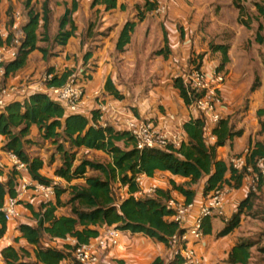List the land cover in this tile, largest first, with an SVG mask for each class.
<instances>
[{
    "label": "trees",
    "instance_id": "trees-1",
    "mask_svg": "<svg viewBox=\"0 0 264 264\" xmlns=\"http://www.w3.org/2000/svg\"><path fill=\"white\" fill-rule=\"evenodd\" d=\"M30 1L25 0L27 10V23L22 27V38L16 47V56L3 66V76L14 73L21 69L29 53L46 50L37 47L38 38V15L30 8ZM144 1V0H143ZM238 10V22H241L243 12L242 3L245 0H230ZM117 0H92L90 8L102 6L105 11L116 7ZM256 11L264 23V7L255 4ZM76 9L73 3L71 10H67L59 19V27L51 42L64 46L73 35L74 25L71 19L72 12ZM153 4L144 1L143 10L137 14L141 21L144 12H151ZM46 30V14L43 16ZM242 23V22H241ZM248 28V23H243ZM92 25H89V27ZM135 27L134 22H127L120 32L116 43V50L121 52L129 43L130 34ZM44 30L42 40L49 42ZM262 26L256 31L255 40L258 44L264 42L260 35ZM12 35L6 39H0V46H9ZM209 51L221 55V62L217 70L220 72L228 62V46L223 44L209 43ZM84 55V59L88 58ZM157 54H162L158 52ZM166 55V53H164ZM196 59L201 60L198 56ZM190 60L194 63L195 60ZM264 66V58L262 60ZM72 71H63L57 74L53 68L46 70L45 75H50V80L45 82L47 87H60L73 75ZM82 76V75H81ZM84 80L87 75L82 76ZM174 88L179 92L186 105H190L195 97L200 95L185 87L181 77L173 80ZM105 90L117 98H121L109 82H105ZM257 118L264 116V111L256 113ZM99 113L92 110L91 118L79 113H67L58 103L43 93H36L23 99L7 103L0 112V136L4 137L1 151L13 155L19 162L24 164L27 174L33 181L39 184L51 185L52 180L40 174L43 161L39 157H31L24 148L30 143L25 138L29 134L31 126H37L42 132L43 141H51L60 154V166L55 169L54 176L70 183L75 179H83V185H70L66 189L52 184L55 190V203L43 201L38 213H34L35 226L27 224L19 226L20 238L28 244L36 246L35 262L24 261L26 251L18 252L12 247H6L1 251L4 264H59L73 246L63 247L57 250L50 247H39L42 234L52 239H73L76 245L87 244L91 239L98 237V229L101 227H114L120 232L142 234L157 243L169 246L171 237L181 235L183 230L170 219L172 211L166 207V202L171 199L169 191L155 189L150 196L137 197L139 185L136 178L139 176L152 177L156 172H167L170 175L187 179L183 184L170 181L171 190L185 198V203H191L194 191L188 187L203 181L202 197L206 198L211 192L227 186L237 189L244 178L251 172L257 178V189L261 190L264 185V175L258 161L262 160L264 170V144L256 142L246 156L247 168L240 171L234 170L223 160L217 158V149L230 144L236 137H240L241 130H235L228 119L219 120L210 128V136L214 139L209 143L206 136L207 125L203 116L199 115L182 126L187 140H182L178 147L171 145L165 149L138 150L130 134L123 130H115L109 125L98 123ZM65 144L67 147H65ZM120 144V145H118ZM84 148L87 150L101 151L110 157L109 163H99L92 160L82 159L77 165L73 149ZM87 171L95 172L96 175L86 176ZM1 174V172H0ZM18 171L14 168L9 171L4 181H0V239L7 230L2 208L7 197L16 198V176ZM226 175H229L226 178ZM119 183L126 188V195L118 200L112 192L113 183ZM187 186V187H186ZM67 194L66 205L69 207L68 216L56 217L54 212L61 204L60 196ZM254 194L249 191L237 204L235 212L224 221L223 229L216 234L217 238L223 237L239 227L241 217L249 214L252 210V198ZM43 209V211H42ZM211 218L201 219V232L203 236L211 234ZM255 242L251 240H238L230 249L225 264H248L251 258V248ZM257 252L264 256V246L258 247ZM102 264V263H101ZM152 264H163L160 259H155ZM168 264H183L180 256L172 255Z\"/></svg>",
    "mask_w": 264,
    "mask_h": 264
},
{
    "label": "crops",
    "instance_id": "crops-1",
    "mask_svg": "<svg viewBox=\"0 0 264 264\" xmlns=\"http://www.w3.org/2000/svg\"><path fill=\"white\" fill-rule=\"evenodd\" d=\"M169 1V11L166 15L155 16L151 12H144L143 19L139 21L137 14L138 10H143V0H117L116 7L108 11H105L102 6L91 9L92 0H31L30 8L38 15V27L35 32L38 38L36 45L46 52L32 51L28 54L21 69L3 76L1 64L10 61L5 54L3 63L0 64V87L18 85L29 80L38 86L47 69L53 68L57 74H60L76 67L80 69L78 75L88 76L83 81L84 97L80 104L79 114L91 118L95 102L93 93L100 91L103 94L104 103L107 105V110L99 122L100 125L106 124L115 130H122L125 117L132 114L138 119L152 123L160 131L178 135L186 141L182 126L191 119L197 118L199 113L191 104L186 105L183 102L179 92L173 86V80L186 74L192 64L190 60L196 59L203 53L201 60L198 59L201 62V68L212 70L218 67L208 61V54L211 52L208 50L209 46L207 47L208 36L204 34L207 33V30L202 29L201 25H194L192 20L191 23H188L191 16L196 20L198 14L195 9L200 10L206 0ZM24 3L25 0H0L1 36L11 34L21 37L22 27L28 21ZM73 3L76 5V9L71 14L75 27L73 35L64 46L53 44L51 40L58 31L59 19L67 10H71ZM192 3L195 5L192 6ZM44 14H46V30L44 29ZM127 22H134L135 27L130 34L129 43L123 48V51L119 52L116 50V43ZM89 25L92 26L89 27ZM44 30L49 42L42 40ZM215 44L222 43L217 41ZM161 51L162 54H157ZM86 53L89 54L85 60ZM106 81L121 98H117L105 90ZM260 110L255 109V113ZM211 127L210 124L206 129L209 143L214 141L210 136ZM239 130L242 131L240 137L234 138L230 144L217 149V158L225 161L227 165H229L230 159L235 156H247L253 147L248 142L247 146L243 148L245 141L248 140V135L246 131ZM41 134L42 132L37 126H31L29 134L25 138L30 143L24 145L25 151L31 157H39L43 161L40 174L51 179V185H59L64 189L70 185H83V179H75L66 183L54 176L55 169L61 164L60 154L57 153L56 147L51 141L41 139ZM3 142L4 137L0 136V181H4L9 171L13 169L10 155L1 151ZM65 147H67L66 144ZM241 149L242 151L239 153ZM73 151L75 152L74 165L83 159L78 157L80 152H94L97 154L96 159L99 160L97 162H110V157L101 151L84 148L73 149ZM90 172L87 171L85 175L89 176ZM228 177L229 175H226V178ZM248 179L244 178L237 189L230 188L231 192L228 195L227 189L224 190V211L227 219L235 212L238 202L246 196V185L250 182ZM170 181L183 184L187 182V179L170 175L167 172H156L152 177L140 176L138 185L142 191L151 188L169 191L171 199L185 202L183 196L171 190ZM35 183L37 182L30 178L25 169L18 172L16 176L18 216L7 224V230L0 239V264H4L1 251L8 246L17 252L20 249L26 251L27 257L24 258V261L32 263L36 261L34 254L36 246L30 245L26 240L20 238L18 230L20 225H36L34 213H38L43 201L30 189L25 194L19 195V189L23 184ZM116 185L125 196L126 188L121 187L119 183ZM202 187L203 181L188 187L194 191L192 203L199 198V207L204 201ZM230 189L228 188V190ZM66 199V193L60 196L61 204L54 212L56 217L69 215L70 210L66 205ZM50 203L54 204L55 198ZM190 216V219H194L196 213L192 212ZM223 227L224 220L222 218L212 217L211 234L203 236L202 240L195 244L194 250L202 264H225L230 249L239 240L237 239L238 228L217 238L216 234ZM103 228L98 229L99 235ZM97 238L91 239L89 242L94 244ZM74 244L75 241L70 238L52 239L46 234H42L39 247L62 250L63 247ZM99 256L106 264H152L157 258L162 260L163 264H168L172 258L170 249L163 244L142 234L130 232H120L117 245L99 251Z\"/></svg>",
    "mask_w": 264,
    "mask_h": 264
},
{
    "label": "built area",
    "instance_id": "built-area-1",
    "mask_svg": "<svg viewBox=\"0 0 264 264\" xmlns=\"http://www.w3.org/2000/svg\"><path fill=\"white\" fill-rule=\"evenodd\" d=\"M153 4L151 13L155 16H164L169 11V0H144ZM7 35H0V39L4 41ZM22 38L20 35L12 36L9 46L3 44L0 46V64L3 63L5 54L10 60L16 56V47ZM195 58H192L194 60ZM50 75H44L41 79V84L36 85L30 80L12 85L8 87H0V112L5 105L14 101H22L30 95L36 93H43L49 96L54 102L60 104L67 113H79L80 104L84 97L83 77L78 74H73L65 84L60 87H47L45 82L50 80ZM185 87L190 91L199 94L191 103V106L203 116L206 121L214 125L220 118L222 97L221 91L224 87L225 75L219 72L216 68L212 70H204L201 68V62L195 60L186 74L182 77ZM95 102L93 110L99 113L98 123L101 121L103 114L107 110V105L104 103L103 94L100 91L93 93ZM102 126L106 124H101ZM122 130L130 134L134 141V145L138 150L144 149H165L171 145L178 147L182 139L175 134H168L160 131L152 123L136 118L130 114L125 117L122 124ZM13 168L16 171L25 169L24 164L19 162L13 155H10ZM229 165L232 169L240 171L247 168L246 156L240 155L230 159ZM261 168V173L264 175L262 167V160L258 161ZM140 177V176H139ZM139 177L136 182H139ZM257 178L255 175L248 186L253 189ZM226 186L221 189L211 192L199 207L194 219H189L194 209L193 203H185L170 199L166 202V207L172 211L170 219L174 221L179 228L183 230L181 235L171 237L169 246L171 254L180 256L183 264H202L201 259L196 255L194 250L195 244L199 243L202 238L201 219L205 217H218L224 221L227 220L224 211V190ZM249 188V189H250ZM30 189L34 195L40 197L42 201H52L55 198V190L52 185H43L39 183L25 185L23 184L19 189V195H23ZM155 189L151 188L146 191H139L135 194L137 197L150 196L154 194ZM18 200L16 198L7 197L2 211L6 224H9L12 219L18 216L17 212ZM120 231L114 227H104L102 233L96 239V242L83 245H73V249L68 252L59 264H106L99 256V251L114 247L118 243Z\"/></svg>",
    "mask_w": 264,
    "mask_h": 264
},
{
    "label": "rangeland",
    "instance_id": "rangeland-1",
    "mask_svg": "<svg viewBox=\"0 0 264 264\" xmlns=\"http://www.w3.org/2000/svg\"><path fill=\"white\" fill-rule=\"evenodd\" d=\"M255 4L264 7V0H245L242 3V23L238 22V10L230 0H206L200 10L194 8L198 14L197 17L195 16L196 20L193 16L188 19V23H191L192 20L194 25H201L202 29L207 30V33H204L208 36L207 47L209 43L215 44L217 41L228 46V62L220 71L225 75L224 87L221 91L220 118L228 119L235 130L246 131L248 140L245 141L243 148L247 146L248 142L250 145H254L256 142L264 144V116L258 119L255 113V109L264 111V66L262 64L264 42L258 44L255 40L259 25L262 26L260 35L264 38V23L256 11ZM193 5L195 4L192 3ZM243 23H248V28ZM203 55L204 53L199 56L203 57ZM208 61L216 64L219 68L221 55L208 54ZM70 70L74 74H79L80 71L76 67ZM205 122L208 127L210 123L206 120ZM78 157L99 161L94 152H80ZM247 170L249 171L247 178L252 181L251 168L248 167ZM89 174L96 175L97 173L90 172ZM116 184V182L113 183L112 192L116 199L121 200L124 193L119 191ZM225 188H227L228 195L231 189L227 186ZM249 188L246 185L247 193L252 191L254 194L253 207L249 214L241 217L237 239L255 242V246L250 250L251 258L248 264H264V256L257 252L258 247L264 246V185L261 190H258L256 181L253 189ZM198 204L199 198L193 202V213H197ZM190 217L188 216L189 219Z\"/></svg>",
    "mask_w": 264,
    "mask_h": 264
}]
</instances>
